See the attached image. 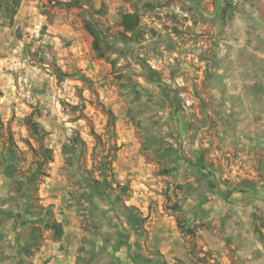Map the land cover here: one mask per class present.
<instances>
[{"label":"rangeland","instance_id":"1","mask_svg":"<svg viewBox=\"0 0 264 264\" xmlns=\"http://www.w3.org/2000/svg\"><path fill=\"white\" fill-rule=\"evenodd\" d=\"M40 1L46 22L69 23L67 35L61 25L36 28L34 17L19 24L16 51L4 52L12 66H3V83L29 91L25 99L44 93L46 104L26 102L0 118V165L6 161L7 182L32 217L57 221L59 234L82 235L77 264H220L198 240L219 247L230 264L241 256V264H264L259 0ZM49 144L61 149L57 159L52 153L54 173L41 161L40 147ZM105 152L110 202L93 181ZM33 170L46 174L28 179ZM159 205L172 215L168 230L182 240L181 257L165 259L142 232L134 235L142 214ZM35 222L25 228L34 247L46 232Z\"/></svg>","mask_w":264,"mask_h":264},{"label":"crops","instance_id":"2","mask_svg":"<svg viewBox=\"0 0 264 264\" xmlns=\"http://www.w3.org/2000/svg\"><path fill=\"white\" fill-rule=\"evenodd\" d=\"M15 0H0V118L1 113H5L6 109L11 107H23L25 103L32 105L39 104L45 105L46 101L44 93H40L30 99L31 97L24 98V94H29V91L22 93L18 91L16 84H10V86L4 85L3 76L5 75L3 66L8 65L7 68L12 66V59H7L8 56L4 55L6 50L15 52L17 49L16 39L17 34L14 28L19 24L23 26L33 21L32 17L36 18L34 21L38 23L36 26L47 25L49 28L62 26V32L64 35L69 28V23L62 20L61 24L57 22V19L46 22L42 15V1L40 0H18L15 4ZM257 12L262 15L264 13V0H259L257 3ZM263 21V20H262ZM264 22V21H263ZM260 23L261 20H260ZM51 136L52 134H48ZM65 140V137L62 138ZM54 157L57 159L60 147H53L52 144L48 145ZM51 160L49 165L52 166L50 173H54L58 167V163ZM48 173V175L50 174ZM46 176V178H49ZM44 183V182H43ZM42 183V184H43ZM40 196V195H39ZM43 196V195H41ZM26 204L7 182V171L3 164L0 165V264H77L75 257V249L82 239V235H70L67 236L65 232L54 236L50 234L49 228H46V232L41 240L40 244L35 247L26 243L25 240L31 236V231H25V228L32 222L36 221L32 217L31 212H26ZM31 210V209H30ZM144 221L142 227L134 230V235L147 236L149 248L159 252L165 259L174 256L181 257L179 252L182 249L179 244L178 232L172 229L174 220L171 219L172 215H167L161 208V205L150 208V213L142 214ZM36 221L35 223H37ZM39 223V222H38ZM175 226V225H174ZM154 236L159 237L158 243H154L150 239ZM153 240V239H152ZM73 241V242H72ZM180 241H182L180 239ZM200 248H211L212 257L211 261L217 260L220 264H230L228 257L219 247L211 246L197 241ZM219 248V249H218ZM75 250V251H74ZM33 251V253H31ZM244 257L241 256L240 264L244 262ZM173 261V260H172Z\"/></svg>","mask_w":264,"mask_h":264},{"label":"trees","instance_id":"3","mask_svg":"<svg viewBox=\"0 0 264 264\" xmlns=\"http://www.w3.org/2000/svg\"><path fill=\"white\" fill-rule=\"evenodd\" d=\"M15 4L18 3V0H15L14 1ZM65 6L67 7H79L80 4H81V0H70V1H66L64 2ZM84 28L89 32V34L92 36V48L94 50H96L98 52V54L101 56L103 55V51L100 49V44H101V41H100V38H99V35L95 29V27L89 23L88 21L84 22ZM1 94V92H0ZM102 108H104L103 105H101ZM106 115H107V131L109 132L111 127H114V123H113V120H114V116H113V113L110 109H107L106 110ZM0 124H1V121H0ZM30 124L32 125V127L34 128V130H38L37 129V123H35V121L33 122H30ZM39 132L43 133V129H39L38 130ZM92 134L93 136L96 138V140L101 143V137L96 134L95 132L92 131ZM116 148V147H115ZM33 149V148H32ZM40 151L42 153V158H41V161L42 163H49L51 160H52V149L49 148V147H40ZM110 159L112 158V155L110 156V153L109 152H105L104 155H102L100 158V179H93V181L95 183H99L100 184V188H101V193L103 195L106 196L107 198V201H111V195L113 194L112 191H109V188H108V184H107V181H106V164L108 163L105 159L109 158ZM40 161V162H41ZM104 161V165H103V162ZM4 164H6V171L9 170L8 168V165L6 163V161L4 160ZM109 166H110V161H109ZM40 174V175H45L46 173H44V171H39V170H33L31 172V174L29 175V178L28 179H32L34 176H36L37 174ZM29 181V180H28ZM116 186L120 189V192L123 193L126 191V187L124 185H121L119 183H116ZM112 188V187H110ZM27 206V205H26ZM174 208L177 209L178 206L177 205H174ZM25 211L27 212H31L30 210V207H26L25 208ZM34 220L42 223L46 228H49L51 230H53L54 234L55 235H58L59 234V229L58 227L60 226V224L57 222V221H53V220H50L48 217H45L44 215H42L41 213H38L35 217H33Z\"/></svg>","mask_w":264,"mask_h":264}]
</instances>
